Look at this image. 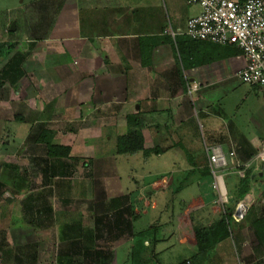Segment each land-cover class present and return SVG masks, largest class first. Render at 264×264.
<instances>
[{"label": "crops", "instance_id": "crops-1", "mask_svg": "<svg viewBox=\"0 0 264 264\" xmlns=\"http://www.w3.org/2000/svg\"><path fill=\"white\" fill-rule=\"evenodd\" d=\"M39 1L30 2L28 6ZM29 7L22 8L17 14L16 8L11 10L16 15L0 24V42L8 41L5 46L12 47L10 43L19 41L18 49H28L22 43L30 44L32 49V60L24 61L20 67L25 73V77L20 80L26 81V87L21 88L24 91L16 88L17 82L2 93V98L8 96L6 105L11 102L13 106L14 121L23 125H26L25 122L39 125L36 133L31 136L33 141L28 144L29 148L23 151L28 153L26 161L21 155L15 156V159L20 162L24 159L27 165H36V159L46 158L44 145L47 143L68 147L70 155L60 163L75 165L72 169L78 171L81 165L92 163L100 140L106 142L107 137L102 136L105 134L102 131H122V135H125L126 120L129 118L142 123L139 132L144 147H158L162 153L178 148H194L196 130L199 131L204 139L202 152L206 168L208 161L205 148L219 147L226 153H233L237 160V151L241 145L243 153L253 150L257 155L264 150V96L234 77L245 65L241 52L233 46L200 41L193 43L182 35L187 20L196 16L199 9L182 23L170 19L164 0H53L49 5L31 7V28L28 29V17L24 10ZM36 24L45 27L48 34L36 28ZM2 50L0 70L8 62L3 60ZM10 89L16 92L10 94ZM197 112L201 114L202 123H198L195 128L194 116H197ZM8 120L0 115V139L9 137L8 128L4 124ZM68 123H88L87 126L92 124V128H86L83 124L81 129L73 130ZM153 123H160L159 140L153 136ZM61 125H64L63 129H58L57 126ZM185 130L192 133L186 135ZM147 131L151 133L147 135L148 140L144 139V132ZM44 135L47 136L46 142L41 144L40 138ZM122 135L116 134V138ZM183 139L185 141L182 142ZM1 143L4 145L2 149L7 150V140ZM75 147H79L78 152L74 151ZM2 149L0 165H14L16 176L10 177L7 174L11 183L3 182L0 185H16L10 189L16 200H6L1 194L4 190L0 193V264H58L62 230L67 241L74 233L80 234L86 248L103 244L104 226L96 221L102 217V212L86 211L82 220H77L82 212L75 216L72 210H68L65 211L67 221L57 224L56 213L51 206L53 226L48 219L41 226L33 224L32 219L42 216L38 195H32L29 188L33 184L37 185L33 180L36 178L32 182L30 177L18 176L19 164L5 157L7 151ZM74 153L79 154L74 156ZM186 161L188 165H201L200 161L192 157ZM195 172L186 176L198 187H202L203 182L199 176L203 174ZM231 177L237 179H228L234 183L235 188L238 178L242 176L232 172L223 176L226 194L225 178ZM243 177H246L243 180L247 181L249 191L235 205L232 215L236 226L243 221V264H264V172L255 162L243 173ZM90 184L89 192L82 196L83 200H106L101 188L93 189L91 180ZM197 193L195 205L192 204L194 211L179 216V219L186 217L190 222L186 225L184 221L177 220V227L171 234V237L195 249L194 229L199 226L208 227L212 223L208 219L203 224L207 220L201 211L214 202V199L203 202L204 193L200 187ZM229 200L227 194V203ZM241 203L246 211L243 218L237 221L234 216ZM7 212L13 220L8 227L4 222L8 217ZM127 221L132 223L134 234L143 232L136 230V222L130 218ZM73 224H78L79 229L76 228L75 232L67 231L66 228ZM25 232L26 238L29 233H51L56 235L54 237L57 241L40 244L35 240L27 242L23 240L25 237L22 234ZM92 238L97 240L91 242ZM132 242L130 235L110 243L113 259L108 264H116L117 252L120 253L119 264H129ZM143 246L145 249L150 247L148 242H144ZM45 253L52 254L46 262L41 259ZM68 254L61 260L65 264H71L72 261L76 264H93L87 257L81 255L73 259ZM194 256L179 264H192ZM149 258L144 253V264H147Z\"/></svg>", "mask_w": 264, "mask_h": 264}, {"label": "rangeland", "instance_id": "rangeland-1", "mask_svg": "<svg viewBox=\"0 0 264 264\" xmlns=\"http://www.w3.org/2000/svg\"><path fill=\"white\" fill-rule=\"evenodd\" d=\"M33 1L35 0H23V2L22 0H0V24L7 22L8 19L11 16L16 15L19 10L22 11V8L29 7L28 5ZM52 2L53 0H41L39 3H33V6L40 7L42 5H49ZM164 2L167 5L170 19H177L182 23L190 14L198 10V8L194 6H189L186 3V0H164ZM33 6H30V9L26 11L24 10L25 16L28 17V29L31 28V15L33 13L31 7ZM15 8L17 9L16 14L14 11H11ZM36 25V28H39L41 32L48 34V32L45 31V27H38V24ZM18 42L19 41L10 43L12 45V47H10L9 45H4L5 43L8 44V41L3 43V40H1L0 45L2 47L0 49L3 48L1 56L4 61L10 60V55L14 56L16 53L25 55L26 58L24 61L32 60L31 45L22 43L28 48L26 51H23L20 48L18 49ZM24 77L25 73L17 81L19 82L16 86L17 89L21 90V88L26 87V81L22 80L20 82V80ZM12 86L14 85L4 83L0 87V115L9 119L7 122L4 121V124L8 128L9 137L3 139L1 137L0 139V143L1 141L3 142L4 140H7V150L5 149L4 151L2 149L4 148L2 143L0 150L2 149L4 152L7 151L4 156H7L8 159L10 158V161H15V163L19 164L17 165L18 175L20 174L19 172L23 171V169H27V171L30 170V180L35 177L36 179L33 180L34 183H37V185L33 184V186L30 187L31 193L32 195H39L42 193L47 194V203L51 204V206H53L52 208L55 210L57 224H62L64 220L67 221L68 217L65 215L67 214L65 211L68 210H72L71 212L75 216L82 212V215L77 217V220H82V217H84L86 211H88L87 207L90 205V202L84 201L82 196L89 192L91 185L90 180L92 179L94 180V185L96 187L99 186L103 190L102 194H105L103 198L106 197V200L120 195H130L131 210L133 213L138 215L135 226L136 230H149L146 240L150 242V247L145 249V254L148 258L150 257L149 264H179L196 255L195 247L188 246L187 243L178 241L177 238L171 237V234L174 228L177 227V220H181L182 222L184 221L186 225L190 222V219H186V217L179 219V216H181L182 213H190L193 210L192 204L195 205L194 200L198 197L197 191L199 187L202 189V194L204 193L203 202L206 203L214 199L212 206H208L206 209L201 211V213L205 214V219L207 220L203 221V224H206L208 219L209 222H216L219 220L220 214L222 213V210L219 209L220 203L216 200L217 193L212 189L213 178L211 174L199 176L201 183L203 182L202 187H198L196 183L190 181V179L186 176L188 173L195 171V173L201 174L202 168L206 167L202 152L204 139L199 131L196 130V136L194 138L195 142L193 143L195 146L194 148H178L176 150L163 153L160 149L161 154L159 156L150 155L144 157L141 153L132 156H120L115 154L114 149L116 134L122 135L123 133L122 131L115 132L111 130H103L102 132L105 134L102 135L101 133V135L106 136L107 139H105L106 142L100 140L98 143V148L95 149L96 153L94 154V158H92V163L90 165L87 163V167L82 168L81 166L78 171L72 169V173H70V176L67 179L62 181H60V179H55L51 184L52 188L45 189L42 188L41 176L37 173H33L30 165H27L25 162L26 157H28V153H23L24 150L26 151L29 148L28 144H31L33 141L31 136L36 133L39 125L37 123L30 122H25L26 125H23L20 122L13 120L12 116H14L15 113L12 110L13 106L11 105V102L9 105H6L8 96L6 98H2V93ZM21 91L23 92L24 90ZM15 92V89H10L9 91L10 94H14ZM15 95H17V93ZM212 109L216 108L212 107ZM201 120V114L197 112V116H194L195 128H197L198 123H202ZM83 124L84 127L86 125V128H92L91 123L90 126L88 125L89 127L87 126L88 123H68L67 125L69 128L74 130L79 128L81 129ZM153 125V136L155 139L159 140L161 133L158 132V128L160 123H153ZM63 126L64 125L57 126V128L63 129ZM15 131L16 134H14ZM95 132H98V130ZM185 133L188 135L192 133V131L185 130ZM148 134L150 135L151 133L149 131L144 132V139L148 140ZM96 137L97 136L95 135V138ZM183 141H185V139H183L182 142ZM78 149L79 147H75L74 151L78 152ZM17 151L19 152L16 153ZM223 152L226 154L225 150ZM78 154L74 153L73 155L77 156ZM18 155L24 156L23 158L25 161L24 159H21L20 162V160L15 159V156L17 157ZM191 157L196 161H200L201 165H188L186 160ZM233 164L230 161H227L229 170L233 169ZM6 166L10 167V165H0V183H11V179L7 177V174H5L4 167ZM3 170L4 174H2ZM228 179L235 180L236 178H225L227 193L231 201L235 185H233L234 183ZM180 184H182V187L180 193L178 194L176 188ZM2 190H4V193H1ZM0 193L3 194L4 198L6 197V200L15 199V195H13L7 187L0 189ZM213 209H215V211ZM7 211L9 212L10 209L8 208ZM8 212L6 213L8 217L5 218L4 221L6 227L11 225L13 222V220L9 217L10 213ZM236 220L239 221L238 219ZM179 226L181 227L182 225L179 224ZM229 229L232 236L229 235L227 239L215 247L212 253L213 258L209 264H243V221L238 222L237 226L230 223ZM10 231L11 229L9 232ZM26 234L27 232L22 235L25 237L23 240L27 242L35 240L40 244L57 241L54 237L56 235L51 233H29L27 238ZM6 235H8V233ZM9 236L10 234L8 237ZM154 237H157L161 241L158 246H154L152 244V238ZM177 237L179 236L177 235ZM122 251L123 249L121 248L120 252ZM142 253V257L137 255L134 259L130 258V260L132 259L130 262L143 258L144 254ZM119 254L120 253L117 252L116 264L120 263ZM51 255L52 254L49 253L42 254L41 259L46 262L47 258L49 256L51 257ZM130 262L129 264H131ZM133 264H137V262H134Z\"/></svg>", "mask_w": 264, "mask_h": 264}, {"label": "trees", "instance_id": "trees-1", "mask_svg": "<svg viewBox=\"0 0 264 264\" xmlns=\"http://www.w3.org/2000/svg\"><path fill=\"white\" fill-rule=\"evenodd\" d=\"M245 0H239V2L243 3ZM186 38V37H185ZM189 40V39H188ZM191 41V40H190ZM198 42V41H193ZM232 47V46H231ZM26 56L21 54H15L8 60L7 64L0 70V87L4 83H8L14 85L22 76L23 72L21 70V65L24 62ZM127 133L125 135L119 136L116 138L115 143V154L120 156H132L137 154H142V156H150L155 155L159 156L161 154V150L158 147H154L152 149H146L144 147L143 138L140 135V129H142V123L136 119H127L126 120ZM47 136H42L40 138V143L43 144L46 142ZM243 143V140L241 141ZM240 142V143H241ZM45 159H36L38 164L30 165L33 173H37L41 176L42 188H52L51 184L53 180L60 179V181L67 179L72 173V168L75 166L71 165H62L60 163L61 160L67 159L70 155L71 150L68 147H59L50 144H45ZM256 156L255 151H250V153H243V145L239 147L237 151V158L240 163H246L253 159ZM74 162V161H73ZM90 162H88V165ZM83 167H87V165H81ZM9 167V166H6ZM5 169V173L10 177L16 176L14 175V169L16 167L14 165H10L9 168ZM4 174V170L2 171ZM30 170L23 169L20 172L21 177L28 178ZM210 175L209 168L205 167L202 169L201 175ZM202 175V176H203ZM19 176V175H18ZM246 177L238 178L236 183V187L232 192L231 201L229 200L226 205L223 206V213L220 214L219 220L216 222H212L208 227H197L193 231L194 241L196 246V255L194 256L192 264H209V261L213 258L212 253L215 247L220 244L222 241L227 239L231 235L229 232L230 223L237 224L232 215L234 213L235 205L243 200V196L249 191L248 183L246 180H243ZM93 189L96 188L94 185V180H92ZM56 186V185H55ZM59 186V185H58ZM8 188L13 189L16 185H0V188ZM54 187V186H53ZM99 186H97L98 188ZM182 184L178 186L176 189L177 192L180 191ZM27 188V187H26ZM30 188V186H29ZM102 190V189H101ZM18 191H22L19 190ZM103 191V190H102ZM228 194V193H227ZM47 194L42 193L39 194L37 199L40 203L41 207V215L36 219H32L33 224L35 223L37 226H41L42 222L49 220L51 226L54 223L53 209L51 208V204H47ZM25 203V202H24ZM64 203V201H63ZM26 204V203H25ZM49 206V207H47ZM88 211H98L102 212V217L96 219L97 223L104 226V234L102 236L103 244L101 246L94 245L93 248H86L83 241L80 239V234L74 233L69 241L65 238V232L62 230L59 240L62 245L59 247L57 254V262L58 264H65L61 261L66 254L73 259H78L81 255L87 257L90 262L96 264L105 262L108 264L113 259V249L110 243H114L117 240L122 238L132 236V249H131V258L133 256L142 257L141 253H145V248L143 246L144 242H148L146 240V236L149 234V230L133 233L132 223L127 220L130 218L133 220L132 222H136L138 219V215L133 213L131 210L130 204V195H120L118 197L109 199V200H101L99 202H90V205L87 207ZM48 213V214H47ZM49 215V217H48ZM109 216V217H108ZM35 225V226H36ZM36 226V227H37ZM41 229L40 227H38ZM76 228L79 229L78 224H73L68 226L66 229L69 232H75ZM154 228V227H153ZM68 232V233H69ZM96 236V235H94ZM92 236L93 238H95ZM91 239V242H94L96 239ZM136 240V241H135ZM161 242L157 237L152 238V244L155 245ZM149 246H150V242ZM64 248V249H62ZM84 248V249H83ZM67 250V252H66ZM33 257V256H32ZM131 259V260H132ZM210 259V260H209ZM78 261V260H76ZM134 261V260H133ZM63 262V263H62ZM137 264H144L143 258L134 261ZM149 260L147 264H149ZM71 264H76L75 261H72ZM79 264V263H77Z\"/></svg>", "mask_w": 264, "mask_h": 264}, {"label": "built area", "instance_id": "built-area-1", "mask_svg": "<svg viewBox=\"0 0 264 264\" xmlns=\"http://www.w3.org/2000/svg\"><path fill=\"white\" fill-rule=\"evenodd\" d=\"M186 3L198 8L199 13L187 20L182 35L191 41L235 47L241 52L245 65L234 77L264 96V0L243 3L239 0H186ZM205 153L213 178L212 189L217 193L216 200L222 211L227 203L223 176L229 172L242 176L255 162L264 168V150L243 164L233 153L225 154L219 147L205 148ZM227 161L234 163L233 169H228Z\"/></svg>", "mask_w": 264, "mask_h": 264}, {"label": "water", "instance_id": "water-1", "mask_svg": "<svg viewBox=\"0 0 264 264\" xmlns=\"http://www.w3.org/2000/svg\"><path fill=\"white\" fill-rule=\"evenodd\" d=\"M261 171L264 172V168L261 167ZM246 211V207L241 203L237 206L236 213H235V218L238 220H241L243 218V215Z\"/></svg>", "mask_w": 264, "mask_h": 264}]
</instances>
